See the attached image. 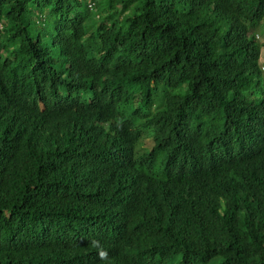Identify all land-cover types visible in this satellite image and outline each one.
I'll return each mask as SVG.
<instances>
[{
    "label": "trees",
    "instance_id": "16d2710c",
    "mask_svg": "<svg viewBox=\"0 0 264 264\" xmlns=\"http://www.w3.org/2000/svg\"><path fill=\"white\" fill-rule=\"evenodd\" d=\"M264 0H0V264H264Z\"/></svg>",
    "mask_w": 264,
    "mask_h": 264
},
{
    "label": "rangeland",
    "instance_id": "374dc122",
    "mask_svg": "<svg viewBox=\"0 0 264 264\" xmlns=\"http://www.w3.org/2000/svg\"><path fill=\"white\" fill-rule=\"evenodd\" d=\"M253 32L256 34V37L261 41L264 42V25L257 26ZM262 61L264 63V51L262 52Z\"/></svg>",
    "mask_w": 264,
    "mask_h": 264
}]
</instances>
